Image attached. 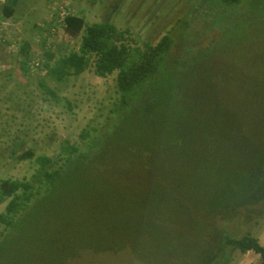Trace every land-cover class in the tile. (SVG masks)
<instances>
[{
	"label": "rangeland",
	"instance_id": "rangeland-1",
	"mask_svg": "<svg viewBox=\"0 0 264 264\" xmlns=\"http://www.w3.org/2000/svg\"><path fill=\"white\" fill-rule=\"evenodd\" d=\"M58 1L88 25L111 22L128 29L130 46L172 37L166 56L173 74L167 91L171 119L154 127L136 118L118 121L116 73L99 78L89 68L62 82L51 80L44 53L54 54L55 61L77 50L80 35L42 29L56 0H20L15 17L0 20V181L31 180L40 156L59 167L68 156L62 146L85 153L95 137L104 142L94 144L101 147L91 155L101 162L96 172L55 186L44 214L11 238L13 248L3 241L7 231L0 224V264H12L19 246L32 250L24 241H41L46 216L55 218L50 226L65 221L68 234L90 232L89 216L103 218V211L82 195L101 189L105 180L118 191L102 207L114 206L120 217L151 218L154 225L142 231L119 225L114 236H104L107 245L124 239L126 244L112 251L119 254L82 253L69 264H136L131 247L155 264H258V255L230 252L222 237L249 234L264 246V0ZM140 146L161 149L152 173L140 163L145 159ZM27 151L33 152L30 159L18 158ZM124 190H131V197L118 198ZM127 201L140 211H127ZM141 201L149 202L148 208ZM6 203L0 201V213Z\"/></svg>",
	"mask_w": 264,
	"mask_h": 264
},
{
	"label": "trees",
	"instance_id": "trees-1",
	"mask_svg": "<svg viewBox=\"0 0 264 264\" xmlns=\"http://www.w3.org/2000/svg\"><path fill=\"white\" fill-rule=\"evenodd\" d=\"M228 4L239 3L242 0H224ZM56 2L59 3L58 0ZM246 1H243L245 3ZM20 0H3L0 5V20H8L15 17L17 7ZM52 6V10L56 11L58 7H66V4L59 3ZM241 4V5H242ZM51 20L44 23L46 33L54 35L60 28L70 37L80 35V42L77 50H71L68 53L59 54L54 61L55 55L50 52H45L46 62L44 68L46 75L54 82H62L68 76H78L91 68L92 73L99 78H105L116 73L117 91L120 93L119 105L115 108L119 119L129 120L136 118L139 122L150 124L154 127L156 122L169 123L171 116L169 107L171 99L167 96V91L172 86L173 74L166 65V56L173 45V39L169 34H165L156 44L144 43L143 48L136 47L135 42L132 46L129 45L128 29L120 30L111 22H100L94 24H86L85 18L81 14L70 13L60 22L55 13L52 12ZM215 26H218L216 24ZM127 37V38H126ZM26 53L29 50L28 43L25 44ZM25 53V55H26ZM54 61L50 65L51 61ZM49 62V63H48ZM40 66V63L37 62ZM26 60L21 63L20 72L25 70ZM38 66V68H39ZM51 94V91L41 84ZM116 125L113 126L114 129ZM111 129L108 130V132ZM106 132V133H108ZM86 133H83L84 136ZM168 137V134H166ZM87 138V135L85 136ZM101 138V140H99ZM104 142L103 137L96 138L90 143V150L87 152H79L74 145L62 146V150L68 155L63 164L57 168L53 167V159L45 156L36 158V163L39 165L38 170L33 175L31 180H1L0 181V201H7L4 212L0 213V224L4 225V230L7 234L3 241L8 240L9 248L11 238L18 231H21L25 224L29 223L35 217H40L44 214V210L51 204L50 197L54 193V187L58 184L66 183L70 180L85 177V174L96 172V168L101 166V162L97 158L91 157L94 149H100L101 143ZM94 144H100L95 146ZM142 151L144 160L140 163L145 166L148 173L154 171V160L157 159V152L161 150L153 149L146 146L138 147ZM33 156L32 151L24 152L18 158L30 159ZM97 161V164L95 163ZM58 162V160H57ZM95 163V166H93ZM101 189L92 191L88 195H82V198H90L95 202V207L102 209L103 218L98 215L89 216L91 231L75 236L74 233L68 234L66 228L67 223L62 222L60 227L50 226V222H55L53 216H46L45 225L42 228L40 242L26 243L23 246L30 244L32 250L18 248V256L12 264H69L73 260H77L79 255L84 253L87 256L93 254H102L115 251L125 245L124 239L118 243L106 244L104 236H114L112 230L117 227H129L133 225L139 226V231L153 227L154 222L147 217H120L116 216L115 207H102L108 205L109 200L112 202L118 190H115L113 181H106ZM65 183V184H66ZM123 188V187H122ZM122 188H119L122 189ZM38 189H43L41 192ZM46 194L47 197L41 195ZM128 193L125 197H131V190H125L117 194L118 198L123 199V194ZM37 194V195H36ZM41 196V197H40ZM137 194L133 199L137 198ZM159 199V198H157ZM138 203V202H137ZM122 204H118V209ZM127 211L131 214L135 212L136 204L133 202L126 203ZM140 206L143 209L148 208L149 202L141 201ZM148 212V209L142 210ZM184 211V210H183ZM162 213V212H161ZM163 214V213H162ZM32 217V219H31ZM158 219L163 216H158ZM155 219V218H154ZM53 221V222H52ZM77 224L80 221H76ZM85 225V224H83ZM111 230V231H110ZM16 238V237H15ZM225 247L230 248V252L239 251L242 254L253 252L259 256L258 264H264V246L259 243V240L247 234L240 238H232L229 235H223ZM15 240V239H14ZM151 241V240H150ZM21 244H17L21 245ZM152 244V242H151ZM105 245L110 246L109 249ZM153 245V244H152ZM15 248H17L15 246ZM103 248L102 250H98ZM220 248L221 252V246ZM93 250V252H92ZM121 251H116L112 254H119ZM130 253L136 264H155L145 256H139L133 247ZM147 256V255H146ZM152 258V255H148ZM90 257V256H89ZM201 258H203L201 256ZM192 261L190 264H197Z\"/></svg>",
	"mask_w": 264,
	"mask_h": 264
},
{
	"label": "built area",
	"instance_id": "built-area-1",
	"mask_svg": "<svg viewBox=\"0 0 264 264\" xmlns=\"http://www.w3.org/2000/svg\"><path fill=\"white\" fill-rule=\"evenodd\" d=\"M56 7H58V9L56 11H54V13H55L56 17L58 18L59 22L70 14L68 9L65 6L64 7L56 6ZM31 64H34L36 67L39 66V64L37 62H34V61L31 62Z\"/></svg>",
	"mask_w": 264,
	"mask_h": 264
},
{
	"label": "clouds",
	"instance_id": "clouds-1",
	"mask_svg": "<svg viewBox=\"0 0 264 264\" xmlns=\"http://www.w3.org/2000/svg\"><path fill=\"white\" fill-rule=\"evenodd\" d=\"M69 11V10H68ZM69 13H71L70 11H69Z\"/></svg>",
	"mask_w": 264,
	"mask_h": 264
}]
</instances>
